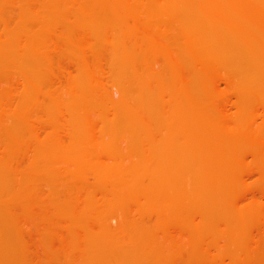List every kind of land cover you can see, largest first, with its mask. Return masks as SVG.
Segmentation results:
<instances>
[{
	"label": "bare ground",
	"instance_id": "1",
	"mask_svg": "<svg viewBox=\"0 0 264 264\" xmlns=\"http://www.w3.org/2000/svg\"><path fill=\"white\" fill-rule=\"evenodd\" d=\"M0 264H264V0H0Z\"/></svg>",
	"mask_w": 264,
	"mask_h": 264
}]
</instances>
